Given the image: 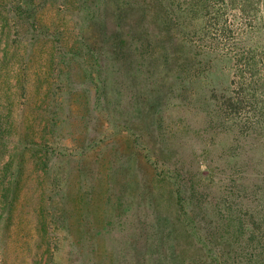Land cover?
Wrapping results in <instances>:
<instances>
[{"label":"rangeland","instance_id":"rangeland-1","mask_svg":"<svg viewBox=\"0 0 264 264\" xmlns=\"http://www.w3.org/2000/svg\"><path fill=\"white\" fill-rule=\"evenodd\" d=\"M109 3L0 0V264H159L143 243L153 244L159 223L150 184L158 154L160 164L189 166L193 180L211 164L200 186L220 264H264V63L241 91L243 65L228 75L230 44L208 21L198 104L178 98L197 91L178 93L165 69L148 80L165 84L155 103L140 92L143 67L111 36ZM228 84L243 96L232 119ZM149 106L154 156L133 124Z\"/></svg>","mask_w":264,"mask_h":264},{"label":"trees","instance_id":"trees-1","mask_svg":"<svg viewBox=\"0 0 264 264\" xmlns=\"http://www.w3.org/2000/svg\"><path fill=\"white\" fill-rule=\"evenodd\" d=\"M105 12L115 26L111 36L122 46L121 55H125L132 67L134 63L137 69L143 67L139 74L146 84L140 88V92L147 93L148 89L147 95L155 103L165 99V84H156L155 81L150 88L148 80L160 69H165L161 78L171 74L173 82L170 83L178 93L188 88L194 92L200 90L194 84L195 59L205 51L201 34L206 35L205 44L213 45L206 31L208 21L212 24L214 21V33L219 36L214 38L226 39L230 44V53L223 54L230 61L228 75L232 65H243V68L237 67L236 70L241 91L248 84L246 73L256 77L260 64L264 63V0H110ZM123 22L128 27H122ZM118 24L120 33L116 31ZM157 91L161 95L156 98ZM198 91L194 98V95L187 98L183 92L182 95L178 94V98L185 104L195 106L200 100ZM223 99L234 112L229 118H234L236 110L243 104V96L235 95L231 84H228ZM150 108L148 113L144 107L138 126L133 123L145 132L149 128L147 121L154 112ZM132 131L136 133L134 128ZM145 132L140 135V142L154 156L151 146L154 132ZM154 157L152 164L156 172H153L150 184L154 203L152 208L159 223L153 244L148 246V240L144 239L145 250H150L146 255L157 254L159 264H220L223 254L215 247L218 225H214L213 219L206 222L205 211L209 201L203 199L207 197L203 192L206 186H200L202 177L211 173V164L207 163L205 174L193 180L189 176V166L185 169L170 165L167 161L160 164V155ZM215 206H212L213 209ZM162 220L167 221V226ZM142 232L146 233L145 229Z\"/></svg>","mask_w":264,"mask_h":264}]
</instances>
